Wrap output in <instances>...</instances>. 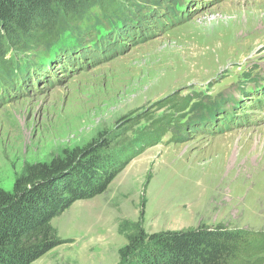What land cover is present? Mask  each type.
Returning a JSON list of instances; mask_svg holds the SVG:
<instances>
[{
    "label": "rangeland",
    "instance_id": "rangeland-1",
    "mask_svg": "<svg viewBox=\"0 0 264 264\" xmlns=\"http://www.w3.org/2000/svg\"><path fill=\"white\" fill-rule=\"evenodd\" d=\"M183 2L185 22L160 27L144 43L124 38L121 54L85 69L76 62L59 67L70 60L58 42L52 59L40 62L49 66L34 73L37 87L31 75L15 97L0 102L5 192L26 165L62 159L101 138L119 156L122 148L143 145L102 195L75 202L52 221L62 242L33 264H141L152 248L147 239L135 242L125 261L119 257L140 231L204 225L264 233V0ZM172 6L151 9L169 23ZM2 87L0 82V94L8 98ZM219 96L227 102L209 128L181 126L176 132L177 123L187 124L193 104ZM110 97L114 102L108 105ZM173 97L174 106L162 107ZM185 98L188 107L182 110ZM87 100L94 110L70 123ZM223 118L231 120L226 129ZM156 127L163 131L149 133L148 144L137 141L139 133Z\"/></svg>",
    "mask_w": 264,
    "mask_h": 264
},
{
    "label": "trees",
    "instance_id": "trees-1",
    "mask_svg": "<svg viewBox=\"0 0 264 264\" xmlns=\"http://www.w3.org/2000/svg\"><path fill=\"white\" fill-rule=\"evenodd\" d=\"M168 3L174 6L179 1L0 0V82L4 86L1 92L10 94L8 98L0 94V102L15 97L14 93L31 75L37 87L34 73L49 66L50 62H40L52 59L58 42L63 57L70 60L60 62L59 67L74 66L76 62L85 69L92 61L97 64L121 54L124 38H129L131 44L144 43L160 27L184 22L173 9L169 11L173 16L169 23L165 15L151 9H166ZM65 39H73L74 44L62 43ZM74 50L77 56L72 57ZM29 71L31 74L26 75ZM45 80L54 83L53 79ZM202 99L189 110L193 114L186 125L174 126L177 133L181 126L209 128L216 114L223 112L221 96L205 102ZM173 101L174 97L165 100L162 107L171 103L174 106ZM188 102V98L182 101V110ZM230 122L223 118L220 124L227 128ZM148 128L139 133L138 142L148 144L152 139L149 133L158 136L163 131L160 127L152 131ZM108 141L101 138L62 159L26 165L10 192L0 190V264H33L52 251L62 242L55 237L52 221L75 202L102 195L125 167L127 158L143 151L142 144H134L135 151L122 148L119 156L109 150ZM144 239L148 240L144 244L152 248L141 257V264H264V233L204 225L150 235L140 231L119 250L121 262L134 251V243Z\"/></svg>",
    "mask_w": 264,
    "mask_h": 264
},
{
    "label": "bare ground",
    "instance_id": "bare-ground-1",
    "mask_svg": "<svg viewBox=\"0 0 264 264\" xmlns=\"http://www.w3.org/2000/svg\"><path fill=\"white\" fill-rule=\"evenodd\" d=\"M244 35V34H243ZM232 36H230L231 38ZM236 36H234L235 38ZM229 38V36H228ZM236 41V40H235ZM238 41V40H237ZM233 42V40H232ZM231 43V42H230ZM234 46V45H233ZM167 61V60H166ZM165 61V62H166ZM143 87V86H141ZM91 101V100H90ZM89 100H87L84 104H82L81 106H79L78 109H76V111H74V113L71 115L70 119H69V122L74 124V123H77V122H80L81 120H85L86 118V115L88 114H91L92 110H94L93 108H91L88 103L90 102ZM114 100L110 99L108 100V105H110L111 103L113 104ZM96 103L98 105L97 109L98 111L101 110V106L100 104L103 103V99L101 97L97 98L96 99Z\"/></svg>",
    "mask_w": 264,
    "mask_h": 264
}]
</instances>
